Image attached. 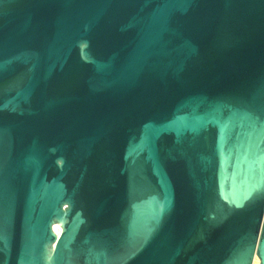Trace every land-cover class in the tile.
<instances>
[{
  "label": "water",
  "instance_id": "obj_1",
  "mask_svg": "<svg viewBox=\"0 0 264 264\" xmlns=\"http://www.w3.org/2000/svg\"><path fill=\"white\" fill-rule=\"evenodd\" d=\"M264 264V0H0V264Z\"/></svg>",
  "mask_w": 264,
  "mask_h": 264
},
{
  "label": "bare ground",
  "instance_id": "obj_2",
  "mask_svg": "<svg viewBox=\"0 0 264 264\" xmlns=\"http://www.w3.org/2000/svg\"><path fill=\"white\" fill-rule=\"evenodd\" d=\"M252 264H258V258L254 257Z\"/></svg>",
  "mask_w": 264,
  "mask_h": 264
}]
</instances>
